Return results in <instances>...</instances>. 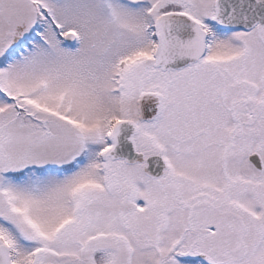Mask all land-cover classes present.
Returning a JSON list of instances; mask_svg holds the SVG:
<instances>
[{"label":"snow or ice","instance_id":"6c2138e0","mask_svg":"<svg viewBox=\"0 0 264 264\" xmlns=\"http://www.w3.org/2000/svg\"><path fill=\"white\" fill-rule=\"evenodd\" d=\"M0 264H264V0H0Z\"/></svg>","mask_w":264,"mask_h":264}]
</instances>
